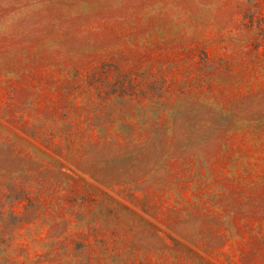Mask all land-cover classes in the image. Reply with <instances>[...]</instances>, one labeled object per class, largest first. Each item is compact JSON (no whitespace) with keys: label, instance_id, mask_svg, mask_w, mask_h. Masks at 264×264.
Listing matches in <instances>:
<instances>
[{"label":"rangeland","instance_id":"1","mask_svg":"<svg viewBox=\"0 0 264 264\" xmlns=\"http://www.w3.org/2000/svg\"><path fill=\"white\" fill-rule=\"evenodd\" d=\"M0 264H264V0H0Z\"/></svg>","mask_w":264,"mask_h":264}]
</instances>
